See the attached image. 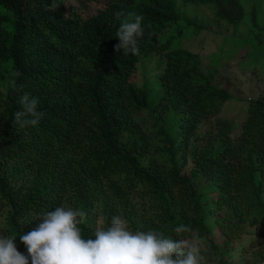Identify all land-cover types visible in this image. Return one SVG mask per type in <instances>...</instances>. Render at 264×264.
<instances>
[{"label": "trees", "instance_id": "1", "mask_svg": "<svg viewBox=\"0 0 264 264\" xmlns=\"http://www.w3.org/2000/svg\"><path fill=\"white\" fill-rule=\"evenodd\" d=\"M72 1L101 6L85 16L64 0H0L1 235L18 237L64 205L88 214L85 237L113 216L166 236L191 225L203 264H231L246 223L264 225V89L240 125L223 120L235 96L214 83L219 59L204 64L186 42L232 29L222 43L230 59L263 58L264 0ZM129 12L144 17L138 56L114 48ZM155 53L160 84H136ZM25 93L44 113L36 127L13 123ZM252 255L264 260V241Z\"/></svg>", "mask_w": 264, "mask_h": 264}, {"label": "clouds", "instance_id": "2", "mask_svg": "<svg viewBox=\"0 0 264 264\" xmlns=\"http://www.w3.org/2000/svg\"><path fill=\"white\" fill-rule=\"evenodd\" d=\"M55 0L52 7H55ZM124 15L117 13V17ZM144 17L129 12L117 29L116 52L139 55L138 38L144 34ZM22 110L14 114L20 128L36 127L44 113L40 101L25 93ZM87 213L83 208L59 205L45 211L30 230L16 235H0V264H203L198 229L180 223L174 236L156 230H132L121 216L110 225L98 219L91 235L85 237ZM19 238L26 253L18 250Z\"/></svg>", "mask_w": 264, "mask_h": 264}, {"label": "rangeland", "instance_id": "3", "mask_svg": "<svg viewBox=\"0 0 264 264\" xmlns=\"http://www.w3.org/2000/svg\"><path fill=\"white\" fill-rule=\"evenodd\" d=\"M65 6L68 8L70 4L77 7L79 12H82L85 16L87 14H93L101 4H97L96 1H88L87 6L84 8L79 2L72 0H64ZM2 6L0 5V13ZM181 15H185L182 11ZM248 29L245 28V31ZM233 36L232 29H220L212 27L210 30H204L199 36L190 39L186 42V48L194 53H197L204 64L211 65V58L217 57L219 59L218 69L220 75L215 80L217 87L226 89L235 96V99L229 101L223 108L220 117L223 120L232 121L238 125L241 124L245 115L246 100L255 98L264 89V57L258 58L256 55L248 57L247 64H241V58L236 56L232 59L228 57L229 46H222L223 41ZM236 37H240L239 33L235 34ZM147 57V56H146ZM144 57V58H146ZM143 58V59H144ZM146 67H144V65ZM164 60L161 55L155 53L152 58L145 59L138 64L137 72L133 76V81L142 85L145 80L158 77L161 72ZM160 84L159 77L155 81L154 85ZM189 169H186V172ZM4 221V215L0 211V235L1 228ZM96 226V225H95ZM94 226V227H95ZM219 233V229H217ZM264 241V225L262 223H255L248 221L244 226V231L239 234L230 247L229 256L231 264H264L263 261L255 263L252 255L253 249H258L259 245ZM204 243H202L203 247ZM22 253L21 250H19Z\"/></svg>", "mask_w": 264, "mask_h": 264}]
</instances>
